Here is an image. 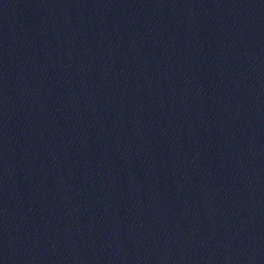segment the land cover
<instances>
[{
  "label": "water",
  "instance_id": "obj_1",
  "mask_svg": "<svg viewBox=\"0 0 264 264\" xmlns=\"http://www.w3.org/2000/svg\"><path fill=\"white\" fill-rule=\"evenodd\" d=\"M0 264H264V0H0Z\"/></svg>",
  "mask_w": 264,
  "mask_h": 264
}]
</instances>
